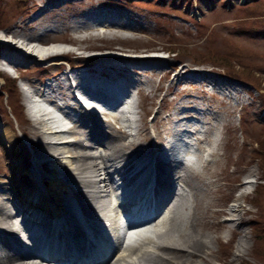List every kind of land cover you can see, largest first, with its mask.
<instances>
[{
  "label": "bare ground",
  "instance_id": "1",
  "mask_svg": "<svg viewBox=\"0 0 264 264\" xmlns=\"http://www.w3.org/2000/svg\"><path fill=\"white\" fill-rule=\"evenodd\" d=\"M103 2L106 0H97V4L94 0H71L65 4V10L60 12L59 2L46 0L45 5L50 8L47 9L49 11L45 18L33 23L18 22L16 29L9 27L7 30L11 37L10 43H0L2 70L3 64L14 65L20 70L25 63L46 60L53 54L65 55L74 63L87 65L83 69L72 71V75L69 72V77L63 73V79H58L55 88L49 83L40 86L35 81L29 83L33 95L66 112L68 117L71 101L81 104L77 94H85L89 101L101 102L118 113L108 114L109 118L101 120L96 117L99 112L93 109L98 105L93 104L92 111L85 110L78 114L74 125L67 131L52 130L49 125H45L46 120L39 119L36 124H32V129L22 130V134L28 137L34 148L31 155L33 157H29L30 164L25 153L18 158L14 156L13 146L17 143L14 134L10 128L0 126V136L7 143L13 165L9 181L0 182V264H97L109 256L111 258L108 264H212V259L220 257V254L214 253L215 249L211 244L215 241L223 245L224 231L232 236L242 232L246 223L243 215L248 209L244 210V204L239 200L250 204L245 200V194L251 191H246L236 196L231 207L212 210L220 191L216 184L218 169L234 163L232 150L235 146L228 145L223 159L216 155L219 154L221 139L214 140L207 134L199 136L197 127L188 122L197 116L190 100L181 102L182 107L168 114L164 120L172 122L168 135L171 134V126L177 123L178 135L193 136L199 149L203 148V142L212 148L214 146L211 150L214 157L204 163L202 171L198 170L196 173L182 163L180 165V162L175 165L165 163L159 153L161 149L158 154L154 152L151 136L146 128L141 129L137 124L133 133H127L124 125H119L116 129L113 124L123 122V114L120 115L123 108L117 110L125 104L124 98H130L133 86L137 87L141 100L149 96L130 73L151 72L153 76H159L157 89H160L161 79L174 72L172 79L175 83L185 84L178 95L184 93L188 97L192 96L187 92L194 89L193 85L202 88L203 82L211 84L214 80L206 76L208 73L194 71L190 66H186L184 73L181 72L185 66L174 71L175 62H171L167 70L145 68L144 65L158 68L163 64V56L150 52L170 51L173 47L144 44L128 47V41L140 38L126 37L123 30L132 28L141 31L143 28L135 27V23L130 22V16L126 17L127 20L115 21L102 9ZM98 27L101 33L96 32ZM60 29L65 32L58 39L75 44V49L44 53L39 45L46 44L50 38H56L52 33ZM72 31L83 34L74 36ZM116 44L121 47H113ZM200 46L202 49L199 51H203L206 45ZM123 47L129 49L127 52L143 56L112 54ZM103 48H107L106 53L109 54L84 53ZM194 48L198 50L197 46ZM210 49L212 52L217 50L213 47ZM51 63L57 64L59 61ZM75 65L71 64L69 71ZM148 82L151 85L153 83L152 80ZM224 85L233 86L235 98L219 91ZM240 87L242 85L239 83L218 81L213 88H208V92L212 90L219 97H227L225 100L232 98L241 103L237 93ZM56 95L63 101L62 105L55 100ZM210 111L208 114L204 113L208 124L207 133L219 128L216 125L218 123H214L217 112L215 109ZM41 114L50 115V112L43 110ZM164 120L154 117L152 127L156 136L161 134ZM182 122H186V126H180ZM41 126L45 127L40 130ZM125 137L128 141L122 140ZM148 141L149 151L142 149ZM181 141L177 139V142ZM162 145L166 146L165 141ZM96 147H103L104 152H93L92 149ZM237 171L233 176L236 188H244L248 182L241 181ZM118 176L123 180L122 188L115 186V178ZM195 180H200L203 185ZM122 192L126 199L125 212L130 218L143 219V223L132 228L151 229L155 223L165 227L163 231L155 230V240L149 237L142 240V243H152L154 250L141 248L140 244L123 248L117 220L123 214V207L121 208L122 203L116 196ZM188 193L192 197L191 206ZM110 196L115 198V202L109 205ZM159 211L160 215L154 218ZM223 216L226 217L222 218ZM196 227L217 232L214 240ZM247 241L248 235L243 230L234 259L241 260V256L249 254L250 248L246 249ZM22 247H26V250L23 251ZM226 256L223 263L234 260H229Z\"/></svg>",
  "mask_w": 264,
  "mask_h": 264
},
{
  "label": "rangeland",
  "instance_id": "2",
  "mask_svg": "<svg viewBox=\"0 0 264 264\" xmlns=\"http://www.w3.org/2000/svg\"><path fill=\"white\" fill-rule=\"evenodd\" d=\"M45 1L0 0V43H10L11 37L7 31L9 27L16 29L15 25L18 22L33 23L45 18L49 11L47 9L50 8L45 5ZM69 1L71 0H56V3L59 2L61 5L60 12L65 10V4ZM94 2L97 4V0H94ZM101 6H103L102 9L111 15V18L115 19V21L127 20L126 17L130 16L132 18L130 22L135 23V27L143 28L141 31L132 28L123 30V33L127 35L126 37L134 36L140 38L137 41H128V47L139 44L173 47L170 52H166L165 50L161 52L154 51L155 53L150 52L161 57L163 56L164 58L161 60L163 64L158 68L144 65L145 68L149 70L150 68L167 70L168 65L171 62H175L174 71L185 66L181 72L184 73L183 71L186 69V66H190L194 71L208 73L206 76L214 80L211 81V84H208V82L205 84L203 82L204 86L202 88L193 85L195 86L194 89L187 92L191 93L192 96L188 97L184 93L178 95V92L185 84L175 83V80L172 79L174 72L169 73L164 79H161L162 87L160 89H157V85L160 83L159 76H153L151 72L142 73L136 71L133 72L134 74L130 73V76L135 81H139V86L143 87L144 91L149 94L148 98L143 100L140 99L139 93L137 95L135 119L138 120H135V125L139 124L141 129H147L151 136L150 141L155 153L158 154L159 149H161V156L163 154L162 151L166 153L168 161L165 163L175 165L180 162V165L183 164V166L196 173L198 170L202 171L204 163L211 157H214V155H211V150L214 146L212 148L206 142H203L201 143L203 148L199 149L197 141H195L197 150L195 152L196 160L194 162L197 166H194L196 164L188 163L191 158H183L179 151L183 146L181 145L182 141L180 143L177 142L178 138L187 140L188 136L178 135V131L176 130L178 125L174 123L171 126V134L174 136L173 142L170 147H167L168 150L166 152L162 143L164 141V135L168 134L167 132L172 122L164 119L168 114H172L178 108H181V102L190 100L197 111V116L188 122L192 123L193 127H197V131L200 132L199 136L201 135L203 137L207 134L212 137L214 130L207 133L208 124L204 113L208 114L211 112L210 110L215 109L217 114L214 117V123H218L216 125H219V128L216 132L219 137L221 136L219 154L216 155L223 159L228 145L233 144L235 148L232 150L234 163L218 169L219 176L216 184L219 185L220 191L216 196L218 198L216 205L211 209L231 207L235 203L236 196L246 191L251 192L245 194L247 196L245 200L247 199L250 204L239 200V202L244 204V210L248 209L247 213L243 215L246 223L242 227V232L232 236L228 231H224L223 245L213 241L211 245L214 246V253L220 254V257H217L218 259H212V264H264V240L262 239V234H264V187L260 189L262 190L260 193L255 189L258 183L264 185V167L260 162V157L263 155L261 153V145H264V0H106ZM45 10H47L46 13H43ZM99 28L96 32L101 33ZM37 30L40 31L41 29ZM64 32L63 29H60L52 34L58 38ZM72 34L77 36L83 33L72 31ZM118 45L121 47L120 44H116L113 47L118 48L116 47ZM200 45H206L203 51H199L202 49ZM195 46H197L198 50L194 48ZM211 47L216 48V51L226 58L224 61L229 60V64L233 67L210 62L209 60H201L200 55L205 52L207 53L209 51L208 48ZM68 48L75 49V46ZM127 50L129 49L123 47L124 52L112 54L143 56L137 55L135 52H127ZM84 53L88 55L102 54L99 52ZM58 56L64 58L63 60L66 63L68 62L62 65V68H56L54 65L51 66L48 60H36L32 64L25 63L20 70L11 64L8 65L7 71L0 68V126L10 128L14 134L17 141L13 146L14 156L18 158L20 154L25 153L29 164L30 159L33 157L31 155L33 154L34 148L30 145L28 137L26 138L22 134V130L32 129V124L36 123L28 117L24 104L25 95L23 88L27 86L26 83L34 81L38 82L39 86L40 84L44 85V83H49L55 88L58 79L64 77V72L70 76L72 71H78L83 69V66H87L80 62L71 63L72 59H69L65 55H62V57L61 55ZM70 63L76 64L75 67L71 68V71H69L70 68L68 69ZM242 66L249 68V73L244 71V74L249 77L237 73V69H241ZM17 75L22 80H16L15 77ZM148 80L153 81L152 85ZM218 81L222 83L241 84L242 87H240L237 93L242 102L238 103L237 100L232 98L225 100L227 97L221 95L222 100L221 96L219 97L217 93H212V90L208 92V88H213V85L218 83ZM136 89L137 87L135 86L131 88V90ZM166 89H168L167 94L164 95ZM219 91L225 94H231L235 98L233 94L235 90L232 85H224ZM80 95L77 94L78 97ZM84 96L86 95L84 94ZM162 97L164 98L162 99ZM59 102L63 101L59 99ZM96 102L90 100L88 104L90 106L93 104L98 105L95 108L99 112L96 115L97 118L105 120L109 118L107 116L108 114L118 115L117 112L113 109H108L103 103ZM69 107L67 112H69L73 119L76 118L75 115L86 110L82 108L81 104H76L73 100ZM71 107L77 108V111H71ZM52 108L53 105H48V109L51 110ZM120 109L119 107L117 111ZM101 112L106 113L102 114ZM53 113L65 114L66 112L63 113L56 110ZM154 117L164 120V124L161 127L162 132L157 136L152 127ZM67 121H70L67 124L68 127L73 126L75 123L71 118H67L64 123H67ZM119 125V123L113 124L116 129ZM184 125L186 126V122H182L180 126ZM43 128L41 126L39 129L41 130ZM232 128L233 131L231 130ZM105 130L108 129L105 128ZM261 131L263 133H260ZM61 134L68 135V133ZM217 139L219 138L217 137ZM122 140L128 141L126 137ZM183 148L188 152L186 144ZM142 149L149 151V141ZM92 151L104 152V148L96 147ZM11 157L7 143L0 136V182L3 180L9 181L10 168L13 166ZM181 158L187 161V163ZM236 171L241 181L247 177L252 180L254 179L255 182L248 183L244 188H236V180L233 178L236 175ZM213 179L210 178V180ZM195 181L199 185H203L200 180ZM187 198L191 206L193 202L189 193ZM225 217L223 216L222 218ZM155 224L151 227L152 231H163L165 228ZM196 229L204 232L212 240H214L213 237L217 234V232H212V230L208 229H201L199 227H196ZM243 230L248 235L246 249H250L248 255L241 256V260H237L234 259L236 257L234 253L237 250V244L243 234ZM146 249L154 250L152 243H149ZM228 251L229 253L227 254L226 252ZM224 256L229 260H234L229 263H223ZM110 258L111 256L97 264H108Z\"/></svg>",
  "mask_w": 264,
  "mask_h": 264
},
{
  "label": "trees",
  "instance_id": "3",
  "mask_svg": "<svg viewBox=\"0 0 264 264\" xmlns=\"http://www.w3.org/2000/svg\"><path fill=\"white\" fill-rule=\"evenodd\" d=\"M208 49H209V51L207 53L205 52V53H203V54L200 55L201 60H209L210 62H214V63H217V64H221V65H225V66H231L229 64V60L225 62L224 60L226 58L223 57V56H221L217 51L212 52V50L210 48H208ZM173 52H174V50H173ZM231 67H233V66H231ZM244 71H246L247 73L250 72L248 67H243L242 66L241 69H237V73L238 74H241V75H243L245 77H249V76H247V75L244 74ZM261 148H262L261 149V153L264 155V145H261ZM262 156L260 157V160H261L260 162H261V165L264 167V157H262ZM262 187H264V185L261 184V183H258L255 189H257L258 190V193H260L262 191V190H260V189H262ZM255 204H256V202H255ZM262 235H263L262 236V239L264 240V238H263L264 237V234H262Z\"/></svg>",
  "mask_w": 264,
  "mask_h": 264
}]
</instances>
